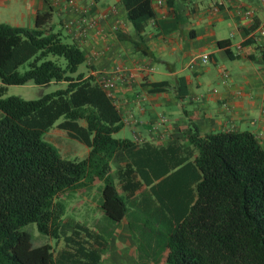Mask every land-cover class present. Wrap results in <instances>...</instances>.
I'll use <instances>...</instances> for the list:
<instances>
[{"label":"crops","instance_id":"1","mask_svg":"<svg viewBox=\"0 0 264 264\" xmlns=\"http://www.w3.org/2000/svg\"><path fill=\"white\" fill-rule=\"evenodd\" d=\"M23 1L30 28L36 12L49 11L62 37L85 53L77 73L99 86L114 84L107 95L122 128L113 138L132 143L109 163L124 217L114 222L100 206L102 182L72 189L73 206L65 203L62 231L51 247L54 264H154L159 246L153 235L175 225L176 209H188L196 197L200 171L191 125L200 137L251 132L264 150V6L259 0H149L153 16L140 38L123 0H74V8L67 0ZM13 2L0 0V8ZM82 14L97 21L84 35L75 25L63 28ZM25 19L13 26L24 27ZM159 82L167 90L150 92L149 84ZM126 169L130 175L119 177Z\"/></svg>","mask_w":264,"mask_h":264},{"label":"trees","instance_id":"2","mask_svg":"<svg viewBox=\"0 0 264 264\" xmlns=\"http://www.w3.org/2000/svg\"><path fill=\"white\" fill-rule=\"evenodd\" d=\"M123 4L141 38L143 23L153 16L149 0ZM51 16L36 12L31 28L0 24V264H54L51 246L32 247L21 228L34 223L40 234L59 238L62 196L74 188L100 181L101 206L110 219L119 221L127 211L109 163L132 143L113 138L122 128L117 108L91 76L77 73L86 55L54 31ZM83 19V14L76 24L68 19L63 27L82 28ZM28 82L40 87L65 83L66 88L35 100L3 97L7 86ZM149 85L150 92L168 86ZM61 118L56 127L88 148L86 158L64 159L43 140ZM189 140L200 171L196 197L188 209H176L175 225L165 224L163 233L153 235L159 246L154 264H264V150L248 131L200 137L191 125ZM118 173L128 177L131 171Z\"/></svg>","mask_w":264,"mask_h":264},{"label":"rangeland","instance_id":"3","mask_svg":"<svg viewBox=\"0 0 264 264\" xmlns=\"http://www.w3.org/2000/svg\"><path fill=\"white\" fill-rule=\"evenodd\" d=\"M29 1V0H27ZM25 16L26 19L24 20L23 24L24 27H28V20L27 17L29 15L23 0H17V3L12 5H9V8L3 7L0 8V24H7V25H16L19 23L18 18L20 16ZM33 23V21H32ZM34 25V23H33ZM31 24L30 26L33 27ZM53 25V24H52ZM64 28V27H63ZM63 33L62 28L60 25L56 24L54 25V31H60ZM66 30V29H65ZM64 42L68 43V39L63 36ZM27 68L26 65L20 68V71H24ZM80 68H84L83 65L80 66ZM66 85L65 84H60V83H51L47 87H40L34 85L32 82H28L24 85H17V86H7L6 87V92L3 95V97H9V96H18L21 97L24 100H35L40 98L41 96L54 92L58 89H65ZM63 119L61 118L58 120V122L53 126L51 129H49L44 135H43V140L46 141L47 143H50L52 146L56 148L60 156L64 159L68 160H75V159H84L87 156L88 149L81 144L80 142L71 139L67 136L66 132L63 130L58 129L56 126L62 122ZM101 194V193H100ZM62 200L64 203H69L71 209L74 203V198L72 197V192H68L65 195L62 196ZM98 202V200H97ZM69 204H65L68 208ZM99 204V202H98ZM97 206V204H96ZM100 206H101V201H100ZM85 210H89V206L86 204ZM102 207V206H101ZM73 212L71 211L70 216H72ZM74 217V216H72ZM21 231L27 232L30 236V241L32 247H40L43 245H49L54 248V245L56 243V239L52 238L47 235H42L38 232L37 227L34 223L27 224L23 228H21Z\"/></svg>","mask_w":264,"mask_h":264},{"label":"built area","instance_id":"4","mask_svg":"<svg viewBox=\"0 0 264 264\" xmlns=\"http://www.w3.org/2000/svg\"><path fill=\"white\" fill-rule=\"evenodd\" d=\"M259 1H260V4L262 6H264V0H259ZM68 4L72 8H74L75 1L74 0H68ZM244 14H245L246 17H250L253 14V11L251 9H247V10L244 11ZM83 23H84V25H83L82 28L78 25V31H79L80 35H84L86 29L93 28V26L96 25L97 21L94 20V19L93 20H86V18H85V19H83ZM72 25L73 24H69L68 23L65 26H66V28H71ZM260 34L262 36H264V30L260 31ZM202 61H203V63H207L209 61L208 55H204L202 57ZM100 86L106 92H109L114 87L113 83H111V82H103V83L100 84Z\"/></svg>","mask_w":264,"mask_h":264}]
</instances>
